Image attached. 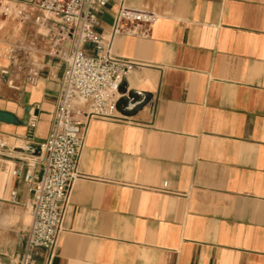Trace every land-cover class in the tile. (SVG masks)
<instances>
[{
  "label": "crops",
  "instance_id": "crops-1",
  "mask_svg": "<svg viewBox=\"0 0 264 264\" xmlns=\"http://www.w3.org/2000/svg\"><path fill=\"white\" fill-rule=\"evenodd\" d=\"M122 3L154 16L148 35L111 42L136 62L123 86L143 98L130 115L89 122L51 264H264V0H109L106 39ZM14 23L20 39L0 42L15 47L0 56V110L17 118L0 121L5 264L24 249L25 174L40 175L64 69L39 32Z\"/></svg>",
  "mask_w": 264,
  "mask_h": 264
},
{
  "label": "built area",
  "instance_id": "built-area-1",
  "mask_svg": "<svg viewBox=\"0 0 264 264\" xmlns=\"http://www.w3.org/2000/svg\"><path fill=\"white\" fill-rule=\"evenodd\" d=\"M108 1L0 0V19L35 29L46 41V55L64 64L49 131L39 145L44 160L40 175L35 179L29 170L25 174L32 221L23 251L12 254L9 264H37L40 256L43 264L52 263L89 122L120 117L117 106L125 95L120 88L136 62L112 53V37L120 33L146 36L154 16L122 3L114 13L111 37L106 39L98 31V13ZM14 53V46H0V56L11 59ZM37 77L38 71L32 69L27 80L34 83ZM166 187L164 182L162 189Z\"/></svg>",
  "mask_w": 264,
  "mask_h": 264
},
{
  "label": "water",
  "instance_id": "water-1",
  "mask_svg": "<svg viewBox=\"0 0 264 264\" xmlns=\"http://www.w3.org/2000/svg\"><path fill=\"white\" fill-rule=\"evenodd\" d=\"M120 91H121V93H123L125 95L120 99V101L118 103V106H117L118 110L120 112H122L123 114L130 115V114H132L133 110H129L126 107H128L129 103L134 104V103L138 102L140 99V94H139V92L134 91V90L127 91L123 85L121 86ZM143 103L144 102L139 103L135 109L142 107ZM30 115H31V107L26 106L25 116H24V119L22 120V122L24 124L28 123ZM0 121L8 122V123H16L17 118L11 112L0 110Z\"/></svg>",
  "mask_w": 264,
  "mask_h": 264
},
{
  "label": "rangeland",
  "instance_id": "rangeland-1",
  "mask_svg": "<svg viewBox=\"0 0 264 264\" xmlns=\"http://www.w3.org/2000/svg\"><path fill=\"white\" fill-rule=\"evenodd\" d=\"M20 32L16 27V24L10 20L0 19V42H15L20 39ZM18 217H11L10 221L15 222ZM24 224L29 226L32 221L30 210L24 215Z\"/></svg>",
  "mask_w": 264,
  "mask_h": 264
},
{
  "label": "bare ground",
  "instance_id": "bare-ground-1",
  "mask_svg": "<svg viewBox=\"0 0 264 264\" xmlns=\"http://www.w3.org/2000/svg\"><path fill=\"white\" fill-rule=\"evenodd\" d=\"M140 98H143V95H142V94H140ZM126 108H128V109H129V107H126Z\"/></svg>",
  "mask_w": 264,
  "mask_h": 264
}]
</instances>
